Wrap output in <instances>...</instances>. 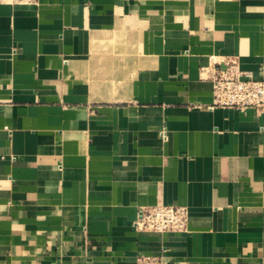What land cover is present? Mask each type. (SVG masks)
<instances>
[{"label": "crops", "instance_id": "0c3cea01", "mask_svg": "<svg viewBox=\"0 0 264 264\" xmlns=\"http://www.w3.org/2000/svg\"><path fill=\"white\" fill-rule=\"evenodd\" d=\"M264 0L0 2V264H264ZM188 209L186 232L137 230Z\"/></svg>", "mask_w": 264, "mask_h": 264}, {"label": "built area", "instance_id": "2783aa9c", "mask_svg": "<svg viewBox=\"0 0 264 264\" xmlns=\"http://www.w3.org/2000/svg\"><path fill=\"white\" fill-rule=\"evenodd\" d=\"M7 3H34L36 0H0ZM211 82L212 105L264 112V76L256 80L249 71L241 70L229 59L207 72ZM188 209L177 204H159L139 210L134 222L137 230L156 234L183 233L188 228ZM134 264H165L162 256L138 255Z\"/></svg>", "mask_w": 264, "mask_h": 264}]
</instances>
